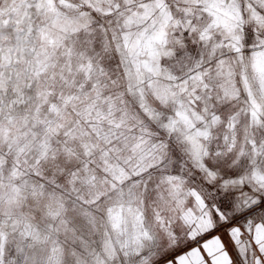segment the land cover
I'll return each mask as SVG.
<instances>
[{
  "label": "snow or ice",
  "instance_id": "6c2138e0",
  "mask_svg": "<svg viewBox=\"0 0 264 264\" xmlns=\"http://www.w3.org/2000/svg\"><path fill=\"white\" fill-rule=\"evenodd\" d=\"M0 264H264V0H0Z\"/></svg>",
  "mask_w": 264,
  "mask_h": 264
}]
</instances>
